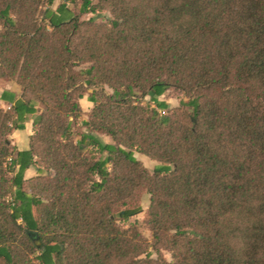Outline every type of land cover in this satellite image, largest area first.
I'll use <instances>...</instances> for the list:
<instances>
[{
	"label": "trees",
	"instance_id": "obj_1",
	"mask_svg": "<svg viewBox=\"0 0 264 264\" xmlns=\"http://www.w3.org/2000/svg\"><path fill=\"white\" fill-rule=\"evenodd\" d=\"M54 1L0 0V264H264V0Z\"/></svg>",
	"mask_w": 264,
	"mask_h": 264
},
{
	"label": "rangeland",
	"instance_id": "obj_2",
	"mask_svg": "<svg viewBox=\"0 0 264 264\" xmlns=\"http://www.w3.org/2000/svg\"><path fill=\"white\" fill-rule=\"evenodd\" d=\"M61 2H62V0H55L50 7L46 6V4H44L41 8V15L40 16L43 17L44 13L49 8L55 10L57 8V6L59 5V3H61ZM91 2H92V4H96L97 1L91 0ZM66 4L70 9L74 8V6L72 4H70V3H66ZM74 10H76L75 11L76 13L78 12L77 8H74ZM111 17H112V15L108 9H96L95 12H90V13H85V14L80 15V18L82 20H88V19L92 18L98 23H104V22L108 21ZM5 86H12L14 88L19 89L18 85L15 82L8 81L5 79H0V88L5 87ZM104 91L106 93H111V90L106 86H104ZM17 93L19 95L20 90H18ZM150 97H151V93L149 95H147L145 98H143L142 102L148 103L154 107L155 105L150 101ZM158 99L166 102L169 107H174V106H178L181 100H186V97L182 93H180L176 90L168 89L163 95L159 96ZM80 104H81L82 109L85 111L89 110L91 107L90 105H85L84 102L81 103V101H80ZM37 106H38L39 110L43 109V106L41 104L38 103ZM2 108L5 110L8 109V107H6V106L2 107ZM160 112H163V111H160ZM75 127H76L74 129L75 132L85 130V128L80 125V122H77ZM98 136L103 142H106V143L111 142V139L108 136H105V135H98ZM15 138L18 140L19 136L16 135ZM134 155L137 159H139L143 163V165L148 169V171L150 173L153 172L154 166H156L158 164L156 161H153V160L149 159L148 157H146L145 155L140 154L138 152H134ZM96 156H104V155L96 154ZM108 168H110V165H108ZM34 175H36V170L34 167H32L28 173H25V177H31ZM149 198H150L149 194H147V193L143 194L142 199H141V206H142L143 211L141 213H139L138 215H136L135 217H132L129 220V222L130 223L137 222L142 234L148 240H151V232L144 222V219L146 216V211H147V208L149 205ZM148 255L153 260L158 259L159 255H160V257L163 260V264H174V260L171 256V252L168 249L161 248L160 252H156L152 247H150L148 250ZM141 257H145V254L142 255Z\"/></svg>",
	"mask_w": 264,
	"mask_h": 264
},
{
	"label": "crops",
	"instance_id": "obj_3",
	"mask_svg": "<svg viewBox=\"0 0 264 264\" xmlns=\"http://www.w3.org/2000/svg\"><path fill=\"white\" fill-rule=\"evenodd\" d=\"M18 88H14L12 86H5V87H2L0 88V95L2 94V92H10L11 94H14L16 98H18ZM81 103H85V105H90L92 106V104L87 101L86 97L82 98L81 100ZM0 106L1 107H9V103L4 101V100H0ZM33 132V128H32V121H28L25 123V128L23 130H13L12 132V142L16 145V147L19 149V150H23V149H26L27 146H28V137L30 134H32ZM18 135L19 136V139L17 140L15 138V136ZM31 168H29L28 170H26L25 173H28L30 171Z\"/></svg>",
	"mask_w": 264,
	"mask_h": 264
}]
</instances>
